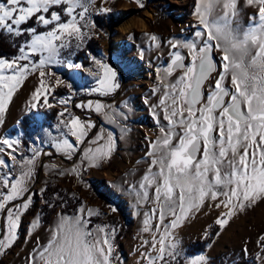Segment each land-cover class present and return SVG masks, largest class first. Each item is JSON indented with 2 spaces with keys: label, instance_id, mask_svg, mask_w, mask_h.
<instances>
[{
  "label": "snow or ice",
  "instance_id": "6c2138e0",
  "mask_svg": "<svg viewBox=\"0 0 264 264\" xmlns=\"http://www.w3.org/2000/svg\"><path fill=\"white\" fill-rule=\"evenodd\" d=\"M146 2L134 0L140 10ZM107 4L0 0V35L14 38L16 50L10 58L0 57V255L16 245L23 217L32 211L35 198L48 191L47 183L35 190L40 168L83 182V174L110 161L131 132L130 99L115 100L121 89L116 69L103 53L86 52L88 67L73 60L91 40L110 36L94 31V17L118 21L119 12L129 11ZM192 15L195 23L167 40L155 32L125 37L142 41L141 59L154 52L159 61L154 85L143 100L158 132L145 137V151L136 161L144 167L130 171L121 185L132 197L135 215L143 218L141 233L146 235L140 237L136 264H210L207 254L185 250L177 230L205 207L218 212L214 225L223 229L234 215L264 204V0H194ZM62 68L74 70L73 77H90L86 94L97 98L74 103L85 90L57 75ZM32 77L36 82L26 110L37 115L40 109L60 110L55 131L42 129L44 135L29 142L20 121L15 134L4 125L14 97ZM59 88L68 94L56 95ZM109 97L111 103L106 102ZM70 106L87 114L77 115ZM53 152L71 167L44 164L42 158ZM54 195L61 211L47 224L41 213H33L25 229V243L32 246L24 264H126L117 253L119 228L93 221L105 213L82 201L68 211L67 201ZM43 203L56 207L48 199ZM212 228L205 229V240L219 235ZM256 245L253 259L264 264V232L257 235ZM242 251L249 254L247 246Z\"/></svg>",
  "mask_w": 264,
  "mask_h": 264
},
{
  "label": "rangeland",
  "instance_id": "374dc122",
  "mask_svg": "<svg viewBox=\"0 0 264 264\" xmlns=\"http://www.w3.org/2000/svg\"><path fill=\"white\" fill-rule=\"evenodd\" d=\"M188 1L147 0L146 8L140 10L135 3H131L129 0H114V2H109L106 6L114 9H127L129 11L119 12L117 14L119 17L118 21L115 18L109 19L107 16L94 17L96 24L99 17L105 22L104 30L96 27L94 31H103L110 34V36L101 35L96 40L100 45L101 53L107 58V62L116 69L121 83V89L115 96V100L119 102L125 98L130 99L133 111L130 114L128 126L131 132L128 134L127 139L119 144L118 150L110 161L100 168H91L83 174V182L78 177L74 178L71 174L61 176L55 172H49L44 168L38 170L35 184L37 192L53 175L52 181L57 189L72 197L79 198L84 204L94 209L100 210L104 203L100 192L110 197H112V194L119 195V198L126 203L132 218L131 227L126 230L125 235L121 239V251L117 252L126 258V264H136V249L140 244V237L146 234L141 233L142 216L135 215V209L132 207V197L127 192L121 190V185L123 179L130 171L135 173L138 167H144L143 164L137 166L136 161L141 158L145 151V137H154L158 132L150 110L143 103V100L154 85V68L159 61L154 52H146L144 59H141L139 56V46L142 41L137 39L134 42H126L125 37L131 32H136L137 34L155 32L161 36L162 40H167L171 34L180 33L181 29L187 30L190 25L195 23V18L192 15L194 6L190 13L184 10L183 7ZM149 12L152 13V16H149ZM130 21H133L135 25L124 34L121 45L117 48L118 39L120 38L119 29L121 25ZM142 22L146 25L144 28L141 27ZM81 51L77 52V55L73 57L74 62H82V58L78 57ZM162 51L166 53L167 49H162ZM96 56L100 57L101 54ZM163 58L167 59V56ZM150 61L151 67L149 66ZM53 71H56V69H53ZM73 71L72 69L62 68L56 71V74L65 79L66 82L73 83L75 89L83 87L82 89L85 90L92 86L90 77L86 74L73 77L71 75ZM35 82V77L25 82L14 97V102L5 115L4 129L13 132V134H15L13 130L17 127V121H20L19 129L25 133L21 119L23 115H26V131L28 132L25 134V137L26 141L29 142H31V139L43 136L44 131L42 129L55 131L52 126L57 123V112L60 110L59 107L53 108L50 111L40 109V115H37L36 110L32 112L26 110V101L35 86ZM67 94L68 90L66 88L57 89L56 95L66 96ZM95 98L97 97L85 96L80 93L78 97L73 98V101L74 103H79L81 100ZM112 100V97L106 98L107 103H111ZM50 102L55 103L51 98ZM70 110L82 117L87 114L72 106H70ZM92 118L99 123L96 114H93ZM2 130L0 129V131ZM45 150L52 151L47 148ZM42 160L44 164L49 166L56 165L61 169L71 167L69 162L62 160L55 152H53L51 158L43 157ZM127 178L131 180L132 176L128 175ZM35 200L36 202L30 214L23 217L20 239L11 250L4 255H0V264H24L23 258L32 246L31 242L25 243V229L29 221L33 219V213L40 211L44 199L37 196ZM60 211L59 208H56L51 214L49 221ZM108 212L107 207H104L101 211V213L105 214ZM113 213L115 214L116 212ZM217 215L218 212L216 210L205 207L203 211L199 214H194L190 220L177 230L186 251L192 243L204 237V231L208 225H213V228L215 227L214 220L217 218ZM44 223L47 224V222ZM215 229V233H219V235H214L213 239L206 244L204 250L193 254H207L210 264H235L240 259L251 260L257 251L256 237L259 233L264 232V204L234 215L223 229L219 226H216ZM40 235L43 236V232ZM208 244H212V247H207ZM245 246L249 249L248 255H245L242 251ZM249 263L256 264L254 259Z\"/></svg>",
  "mask_w": 264,
  "mask_h": 264
},
{
  "label": "trees",
  "instance_id": "16d2710c",
  "mask_svg": "<svg viewBox=\"0 0 264 264\" xmlns=\"http://www.w3.org/2000/svg\"><path fill=\"white\" fill-rule=\"evenodd\" d=\"M194 6V0H189L187 3L183 5L184 10H186L188 13L192 11V8ZM99 20H97V28L105 29V22L99 17ZM101 21V22H100ZM14 38H10L8 34L5 32L2 35H0V57L10 58L15 54V48H13ZM86 52H92L95 55L101 54L100 45L97 42L96 39L91 40L87 47L81 51V54H78L79 58H82V63L85 66H89L90 62L86 59ZM106 58V57H105ZM107 59V58H106ZM83 87H81L82 89ZM86 88V87H85ZM84 90V89H83ZM86 90L81 92V95L89 96L86 94ZM95 97V96H90ZM26 115H23L21 119V123L23 125V128L25 130V134H27L28 131H26L27 125H26ZM26 140V137H24ZM54 176L52 175L51 178L47 180V183L49 188L43 199H48L50 201H53L56 203L55 208L46 207L44 203H42L39 213L43 217H45L44 222H48L50 219L51 214L54 212L56 208H59L61 210V202L56 200L55 193H59L62 200L67 201L68 203V211H71L74 207L78 206V202L80 201L79 198L72 197L71 195L66 194L65 192L57 189L55 185L53 184L52 178ZM110 193V192H109ZM104 199V203L101 206L100 210L102 211L104 207H107L109 212L106 214H103L99 217H93L94 223H107L110 225H115L119 228V233L116 238V246H117V252L121 251V239L125 235L126 230H128L131 227L132 224V218L129 213V209L126 205V203L119 198L118 194H112V197L107 196L106 194L100 192ZM36 202V200H35ZM34 202V204H35ZM111 207L117 208L116 213L110 211ZM100 211V212H101ZM31 212V211H30ZM30 212L28 214H30ZM216 227V226H215ZM212 228V232L215 233L216 229ZM214 235L210 237V239L205 240V238H201L200 240H197L196 242L192 243L187 252L190 254H193L197 251L204 250L206 247V244L209 243L213 239ZM253 261V258H251ZM250 259H240L235 262V264H250Z\"/></svg>",
  "mask_w": 264,
  "mask_h": 264
},
{
  "label": "bare ground",
  "instance_id": "6f19581e",
  "mask_svg": "<svg viewBox=\"0 0 264 264\" xmlns=\"http://www.w3.org/2000/svg\"><path fill=\"white\" fill-rule=\"evenodd\" d=\"M177 1V0H176ZM180 1V0H179ZM183 1V0H181ZM149 16H152V13L149 12ZM135 25V23L133 21H130V22H127V23H124L123 25H121L120 29H119V39H118V44H117V48L121 45V41L123 40L124 38V34L131 28ZM145 23L142 22V25L141 27H145Z\"/></svg>",
  "mask_w": 264,
  "mask_h": 264
},
{
  "label": "clouds",
  "instance_id": "9594fccd",
  "mask_svg": "<svg viewBox=\"0 0 264 264\" xmlns=\"http://www.w3.org/2000/svg\"><path fill=\"white\" fill-rule=\"evenodd\" d=\"M107 2H114V0H107ZM129 2L134 3V0H129Z\"/></svg>",
  "mask_w": 264,
  "mask_h": 264
},
{
  "label": "crops",
  "instance_id": "0c3cea01",
  "mask_svg": "<svg viewBox=\"0 0 264 264\" xmlns=\"http://www.w3.org/2000/svg\"><path fill=\"white\" fill-rule=\"evenodd\" d=\"M125 41H126V42H129V41H127L126 39H125ZM122 43H123V42H122ZM124 44H126V43H124ZM119 47H120V46H119ZM119 47H118V48H119ZM166 53H167V52H166ZM166 53H164V57L167 56Z\"/></svg>",
  "mask_w": 264,
  "mask_h": 264
}]
</instances>
